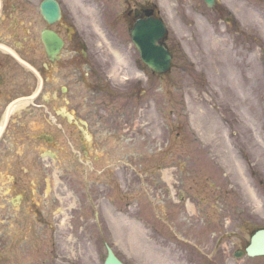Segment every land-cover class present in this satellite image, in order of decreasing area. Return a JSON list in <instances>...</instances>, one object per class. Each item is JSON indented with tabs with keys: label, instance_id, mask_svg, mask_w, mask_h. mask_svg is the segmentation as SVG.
I'll use <instances>...</instances> for the list:
<instances>
[{
	"label": "rangeland",
	"instance_id": "374dc122",
	"mask_svg": "<svg viewBox=\"0 0 264 264\" xmlns=\"http://www.w3.org/2000/svg\"><path fill=\"white\" fill-rule=\"evenodd\" d=\"M161 3L171 24L173 69L165 75L142 70L139 117L125 114L123 136L118 131L123 140L109 142L119 146L111 145L114 157L102 154L109 144L87 145L90 156L101 153L94 157L96 169L110 164L114 172L122 170L124 194L115 192L110 174L107 188L104 174L95 171L88 183L80 151L67 161L36 162L31 144L13 139L22 129L11 122L0 145V264H102L106 242L125 264H264V257L233 256L253 230L264 227V15L250 0H217L212 8L202 0ZM243 30L251 33L252 54L241 63L231 51L244 39ZM243 82L252 84L246 97L225 96L217 87L244 88ZM1 100L3 105L9 98ZM27 118L31 126L40 114ZM176 134L188 143L173 145ZM15 146L25 147L28 160L2 152ZM200 165L206 166L204 181H219L220 188L205 187L199 200L189 187L199 181ZM180 176L191 193L188 207L175 202ZM216 194L218 210L210 204Z\"/></svg>",
	"mask_w": 264,
	"mask_h": 264
},
{
	"label": "flooded vegetation",
	"instance_id": "af4514ba",
	"mask_svg": "<svg viewBox=\"0 0 264 264\" xmlns=\"http://www.w3.org/2000/svg\"><path fill=\"white\" fill-rule=\"evenodd\" d=\"M50 1L58 6L59 15L52 14L48 20L44 12L49 11L45 3ZM157 4V0H0V45L31 64L42 81L33 105L11 113L7 124V128L13 122L22 129L13 139L30 143V157L36 162H42L46 151L54 152V161H67L78 149L88 157L87 145L100 142L110 145L102 154L114 157L111 145L119 146L110 140L122 141L125 114L132 112L134 118L139 117L140 110V60L125 59V35L131 33L137 20L157 18ZM237 44L250 50L246 40ZM32 80L38 84L30 70L20 67L0 48V103L2 98L30 93ZM9 100L0 105V120ZM32 111H37L40 119L29 126L26 117ZM16 146L2 152L28 160L25 147ZM92 169L90 172L95 167ZM71 170H76L72 164ZM98 171L104 173L107 167Z\"/></svg>",
	"mask_w": 264,
	"mask_h": 264
},
{
	"label": "water",
	"instance_id": "95a60500",
	"mask_svg": "<svg viewBox=\"0 0 264 264\" xmlns=\"http://www.w3.org/2000/svg\"><path fill=\"white\" fill-rule=\"evenodd\" d=\"M204 1L208 6L214 3V0ZM136 28L148 29L143 32L132 33V39L139 47L143 61L154 71H166L169 68L170 55L162 44L155 43L163 37L164 27L162 22H140L136 24ZM106 249L107 257L104 264H122L108 245H106ZM246 251L249 255L264 254V230L255 232Z\"/></svg>",
	"mask_w": 264,
	"mask_h": 264
},
{
	"label": "bare ground",
	"instance_id": "6f19581e",
	"mask_svg": "<svg viewBox=\"0 0 264 264\" xmlns=\"http://www.w3.org/2000/svg\"><path fill=\"white\" fill-rule=\"evenodd\" d=\"M22 105H24V102H23V100L22 101H20V99L19 100H16V101H14L11 105H10V107L11 108H14V109H17V107H20V106H22ZM10 108V109H11ZM12 110V109H11ZM1 125H3V122L1 123ZM0 125V134H1V132H2V126Z\"/></svg>",
	"mask_w": 264,
	"mask_h": 264
}]
</instances>
